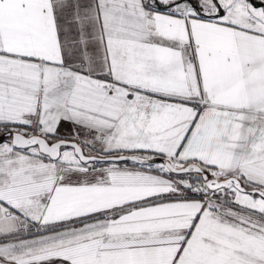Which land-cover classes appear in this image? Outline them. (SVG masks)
<instances>
[{
	"label": "snow or ice",
	"instance_id": "1",
	"mask_svg": "<svg viewBox=\"0 0 264 264\" xmlns=\"http://www.w3.org/2000/svg\"><path fill=\"white\" fill-rule=\"evenodd\" d=\"M0 264H264V0H0Z\"/></svg>",
	"mask_w": 264,
	"mask_h": 264
}]
</instances>
